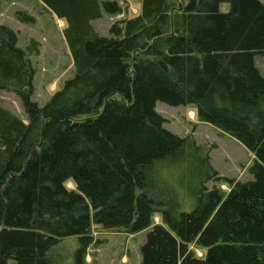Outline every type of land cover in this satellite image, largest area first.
<instances>
[{
    "label": "trees",
    "instance_id": "obj_1",
    "mask_svg": "<svg viewBox=\"0 0 264 264\" xmlns=\"http://www.w3.org/2000/svg\"><path fill=\"white\" fill-rule=\"evenodd\" d=\"M39 1L65 22L74 74L38 105L26 51L0 23V90L26 117L0 106V264H55L51 248L72 236L73 264H86L94 226L149 229L139 264H264V0H131L139 13L110 36L91 22L115 1ZM157 101L192 106L243 144L253 179L220 176L208 148L164 127Z\"/></svg>",
    "mask_w": 264,
    "mask_h": 264
},
{
    "label": "rangeland",
    "instance_id": "obj_2",
    "mask_svg": "<svg viewBox=\"0 0 264 264\" xmlns=\"http://www.w3.org/2000/svg\"><path fill=\"white\" fill-rule=\"evenodd\" d=\"M106 1V0H100ZM115 1L120 11L106 13L102 10L100 18L92 21L95 31L101 36H110L109 28L117 20L136 16L140 11V4L131 0ZM188 0H173L174 10L180 8ZM229 5L220 6L222 12L227 11ZM29 15L31 20L21 21L17 15ZM0 23L12 28L17 35V45L25 49L34 72V92L31 99L38 105H44L52 93L59 89L64 80L74 74L72 58L63 36L64 20L58 19L49 12L38 0H0ZM254 64L264 77V52L254 56ZM0 106L10 110L25 121V115L17 95L0 90ZM155 109L165 119L164 127L181 137L190 135L197 144L209 149L211 166L220 176L245 182L252 180L249 166L253 163V154L234 137L220 131L215 126L199 121L192 106H170L157 101ZM169 182L179 193V200L183 210H190L188 193L165 174ZM172 179V180H171ZM220 186L227 190L224 181H208V188ZM67 187L74 188L72 183ZM176 193V194H177ZM155 218V222H158ZM149 229L135 234H127L115 230L93 227L94 242L87 249L86 264H139L141 259L140 247L146 241ZM78 247L75 236L62 239L54 245L49 256L55 264H73L74 252ZM197 256L203 251L195 249ZM8 261L7 264H11Z\"/></svg>",
    "mask_w": 264,
    "mask_h": 264
},
{
    "label": "crops",
    "instance_id": "obj_3",
    "mask_svg": "<svg viewBox=\"0 0 264 264\" xmlns=\"http://www.w3.org/2000/svg\"><path fill=\"white\" fill-rule=\"evenodd\" d=\"M39 1V0H38ZM40 2V1H39ZM41 3V2H40ZM65 24V23H64Z\"/></svg>",
    "mask_w": 264,
    "mask_h": 264
}]
</instances>
